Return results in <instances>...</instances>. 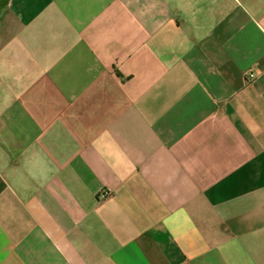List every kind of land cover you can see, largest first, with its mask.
Returning <instances> with one entry per match:
<instances>
[{
	"label": "crops",
	"instance_id": "crops-1",
	"mask_svg": "<svg viewBox=\"0 0 264 264\" xmlns=\"http://www.w3.org/2000/svg\"><path fill=\"white\" fill-rule=\"evenodd\" d=\"M0 264H264V0H0Z\"/></svg>",
	"mask_w": 264,
	"mask_h": 264
},
{
	"label": "built area",
	"instance_id": "built-area-1",
	"mask_svg": "<svg viewBox=\"0 0 264 264\" xmlns=\"http://www.w3.org/2000/svg\"><path fill=\"white\" fill-rule=\"evenodd\" d=\"M249 77L252 78V75L250 74ZM108 194H110V192L106 189H103L101 191V196H107Z\"/></svg>",
	"mask_w": 264,
	"mask_h": 264
}]
</instances>
